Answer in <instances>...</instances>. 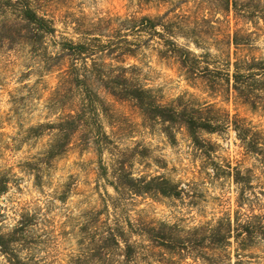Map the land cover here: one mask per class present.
<instances>
[{"label": "rangeland", "instance_id": "rangeland-1", "mask_svg": "<svg viewBox=\"0 0 264 264\" xmlns=\"http://www.w3.org/2000/svg\"><path fill=\"white\" fill-rule=\"evenodd\" d=\"M40 1L56 31L34 45L20 11L22 3L0 0V182L6 184L0 193V228L10 231L32 215L25 229L27 241L16 246L27 264H74L88 212H106L109 195H117L112 181L120 161L135 177L160 175L178 186L179 194L169 196L124 192L118 211L138 229L166 222L186 237L223 219L232 223L234 235L238 221H251L255 213L264 223L263 155L247 146L248 140L256 139L264 148V72L242 79V93L235 90L232 76L237 57L264 59V19L253 22L200 9L199 0H171V9L182 14L178 21L185 34L180 33L178 41L201 55V67L212 71L188 77L173 57L159 55L156 39L142 43L135 56L113 62L135 66L132 73L163 103L202 108L204 116L222 121V126L213 132L200 130L201 142H195L183 124H172L170 137L166 124L149 121L133 101L100 91L106 101L100 118L111 142L98 153L92 144L83 147L78 133L68 150L47 164L42 159L54 131L38 134L31 127L56 122L77 102L69 84L66 92L56 91L70 64L62 42L83 39V31L100 17L157 15L168 5H141L136 0ZM203 16L209 21H202ZM192 27L202 33L200 46L184 36ZM237 28L244 42L238 47L228 41V33ZM208 77L221 84L215 89ZM258 237L247 248L234 237L218 249L195 242L191 251L171 252V263L159 261L165 250L141 230L132 239L137 241L141 264H209L196 256L199 251L217 253L218 264H264V235ZM0 264L13 263L0 253Z\"/></svg>", "mask_w": 264, "mask_h": 264}, {"label": "trees", "instance_id": "trees-1", "mask_svg": "<svg viewBox=\"0 0 264 264\" xmlns=\"http://www.w3.org/2000/svg\"><path fill=\"white\" fill-rule=\"evenodd\" d=\"M17 1L22 3L20 11L27 23L28 38L34 45L41 44L47 35L55 33L54 21L45 13L40 0ZM56 1L65 2V0ZM136 1L141 5H168V8L157 15L131 13L126 17H100L91 23V28L83 31V39H68L62 42V50L69 55L70 64L60 75V83L56 91L66 92L69 84L70 90H73L77 97V102L74 108L60 116L56 122L49 121L31 127V130L38 134L42 133L43 129L54 131V137L42 159L43 162L48 164L53 158L64 154L78 133H81L82 146L92 144L98 153H101L104 146L111 142L100 118L101 107L103 109L106 107V101L100 91L119 100L133 101L149 121L166 124L165 130L170 137L172 124H183L195 142H201L200 130L213 132L222 126V121L204 116L202 108L191 109L188 106L179 107L175 104L163 103L154 93L153 88L143 84L132 73L135 66L113 62V60L124 61L126 55L135 56L137 48L142 43L156 39L161 45L158 47L159 55L163 58L173 57L188 77L194 78L200 72L204 77V69L212 71L209 66L201 67V55L193 51L190 46L178 41V36L185 34L183 25L178 21L182 14L171 9V0ZM198 7L226 16L233 13L239 19L253 22H256L255 18L264 19V0H199ZM172 12H174L173 16H171ZM200 19L209 21L205 16ZM191 22L197 23V21H189ZM189 31L190 35L184 36H190L193 38V43L200 46L201 31L196 27H192ZM240 32L241 30L237 28L228 33L230 45L238 47L244 43ZM233 65L234 88L239 93L244 92L245 89L241 84L242 79L255 77L258 72H264V59L237 57ZM229 76L228 73V80ZM208 81L212 82L215 89L221 84L220 79L216 77H208ZM239 134L241 138L246 139L245 134ZM247 146L263 155L264 164V148L258 145L257 140H248ZM125 166L120 161L114 169L112 184L117 195H109L111 205L106 201V212L90 210L82 223L79 250L73 256L74 264H141L138 260L137 241L132 239L133 234L139 230L148 235L154 246L165 250L159 261L167 263H171V252L191 251L195 242H199V247L218 249L227 245L234 237L247 248L259 238L258 236L264 235V223L260 220L262 216L256 213L251 221H238V229L234 235L236 229H233L232 223L224 222L223 219L216 224L196 228L192 231L193 236L186 237L178 232L175 225L166 222H161L158 226L146 223L138 229L129 217L118 211V201L124 192L128 191L134 195L169 196L179 194L178 186L160 175L150 178L135 177L131 171L126 170ZM39 178L40 175L37 174V179ZM0 184V193H2L6 190V184L4 182ZM109 206L114 209L113 212L110 211ZM31 220L32 215L21 220L10 231H2L0 228V253H3L13 264H27L17 253L16 246L21 241H27L25 229ZM244 233L245 235L240 238ZM196 256L209 264L220 262L217 253L199 251Z\"/></svg>", "mask_w": 264, "mask_h": 264}]
</instances>
